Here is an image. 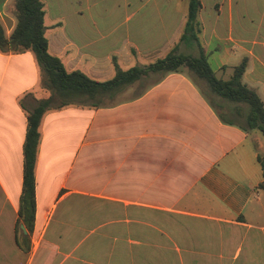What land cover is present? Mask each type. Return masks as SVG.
Masks as SVG:
<instances>
[{
    "label": "crops",
    "instance_id": "crops-1",
    "mask_svg": "<svg viewBox=\"0 0 264 264\" xmlns=\"http://www.w3.org/2000/svg\"><path fill=\"white\" fill-rule=\"evenodd\" d=\"M49 52L105 81L164 57L187 0H42ZM217 76L243 58L264 101V0H202ZM15 0H0L6 35ZM121 19V21H119ZM106 28V29H104ZM148 78H145L146 80ZM159 79V78H158ZM43 117L31 229L19 216L27 108L51 92L34 54L0 50V264H264V134L224 121L186 73ZM150 84V86H147Z\"/></svg>",
    "mask_w": 264,
    "mask_h": 264
},
{
    "label": "trees",
    "instance_id": "trees-1",
    "mask_svg": "<svg viewBox=\"0 0 264 264\" xmlns=\"http://www.w3.org/2000/svg\"><path fill=\"white\" fill-rule=\"evenodd\" d=\"M202 0H188L186 19L179 42L164 56L146 65L123 69L115 60V76L100 81L81 70L67 71L62 60L49 52L45 25V5L42 0H15L17 24L10 36L0 23V50L19 53L31 51L40 67L41 85L50 90V96L38 100L32 108L21 105L27 114V131L24 142L23 190L20 198L19 216L31 229L36 210V164L41 142V125L44 115L54 108L69 104L97 107L110 104L117 95L145 78L159 74L158 80L169 73H186L197 84L203 82L209 92H204L211 105L224 121H231L227 111H220L223 101L244 103L248 106L244 129H257L264 134V101L253 87L243 81L248 58L233 67L229 78L217 76L202 43L203 22L200 12ZM190 49L183 52L181 46ZM147 86H150L148 84ZM200 86V85H199ZM201 87V86H200ZM144 90V89H143ZM211 94V96H210ZM259 159L264 170V155ZM259 188L264 189V180Z\"/></svg>",
    "mask_w": 264,
    "mask_h": 264
},
{
    "label": "rangeland",
    "instance_id": "rangeland-1",
    "mask_svg": "<svg viewBox=\"0 0 264 264\" xmlns=\"http://www.w3.org/2000/svg\"><path fill=\"white\" fill-rule=\"evenodd\" d=\"M119 21H121V19H119ZM104 29H106V28H104ZM203 29H204V27H203ZM181 48H182V51L183 52H188L190 50V49L186 48L184 45H182ZM159 77H160L159 74L152 75V76L148 77V79L144 80V82L141 85L138 84L135 87L131 88L129 90V92L126 93L122 98H127L128 96H132V94L133 95L137 94L138 91H140V90H142L144 88L143 86L146 83H153ZM199 85L201 86V88L205 92L206 91L209 92V90L207 89L206 85L203 82L199 81ZM210 96H211V94H210ZM215 100H217V101L218 100L219 101L221 100V101L224 102V106L222 108H219L220 111H224V112L227 111V113H230V111H232V112L235 111L236 112V113H234L235 119H237V120H243V121L245 120L242 115H244L243 113H245V112L247 113L248 112V106L246 104H244V103H237V102L224 101V100L219 99V98H216V97H215Z\"/></svg>",
    "mask_w": 264,
    "mask_h": 264
}]
</instances>
